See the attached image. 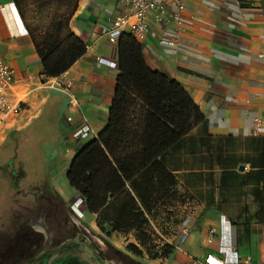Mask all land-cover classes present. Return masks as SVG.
I'll return each instance as SVG.
<instances>
[{
    "label": "crops",
    "instance_id": "0c3cea01",
    "mask_svg": "<svg viewBox=\"0 0 264 264\" xmlns=\"http://www.w3.org/2000/svg\"><path fill=\"white\" fill-rule=\"evenodd\" d=\"M0 8V51L16 70L10 99L22 105L20 114L0 120V147L12 132H44L53 146L46 159L67 176L75 155L110 120L120 64L107 30L122 0H79L71 31L88 50L56 77L44 75L15 0H0ZM183 18L180 28L168 15L151 20L141 44L150 67L177 79L206 117L162 156L194 206L170 243L174 252L146 263L206 264L212 253L224 264H264V0H187ZM59 80L73 84L53 87ZM87 122L91 132L74 138ZM50 183L36 195L37 210L55 195L70 200L55 177ZM82 208L88 212L85 202ZM89 214L96 225L98 215Z\"/></svg>",
    "mask_w": 264,
    "mask_h": 264
},
{
    "label": "trees",
    "instance_id": "16d2710c",
    "mask_svg": "<svg viewBox=\"0 0 264 264\" xmlns=\"http://www.w3.org/2000/svg\"><path fill=\"white\" fill-rule=\"evenodd\" d=\"M78 3L50 35H38L27 26L46 77L62 75L87 53L83 39L70 28ZM118 47L120 74L110 120L99 137L75 155L67 180L85 198L88 212L98 215L99 227L108 223L111 231L139 230L138 239L147 246V214L178 186L162 156L206 117L177 79L150 67L144 47L131 34L122 33ZM28 228L14 238L13 246L0 252L2 263L23 251L18 244ZM131 247L140 250L135 244ZM174 249L169 244L153 258L168 256Z\"/></svg>",
    "mask_w": 264,
    "mask_h": 264
},
{
    "label": "rangeland",
    "instance_id": "374dc122",
    "mask_svg": "<svg viewBox=\"0 0 264 264\" xmlns=\"http://www.w3.org/2000/svg\"><path fill=\"white\" fill-rule=\"evenodd\" d=\"M18 2L29 29L38 35H50L79 0ZM71 22L72 19L70 28ZM52 148L46 142L44 132L35 131L12 132L8 142L0 147V252L13 246L12 241L21 236L20 232L32 227L34 220L30 223L26 221L37 210L36 195L51 188L52 176L71 193L69 201L55 195L54 199L59 206L58 216L70 217L77 223L80 231L88 235L96 248H104V251L116 255L114 264H122V260L125 264H147V261L154 259V254L164 252L166 246L176 238L185 218L191 214L193 200L186 191L177 186L152 214H147L149 222L144 227L148 235L147 246L141 245L138 239L141 234L139 230L111 231L108 223L101 228L98 224H93V217L89 212L84 217H77L70 210L76 196L72 195L74 190L67 183L65 169L53 158L49 161L46 159ZM40 208L36 211V219L40 217ZM21 240L22 237H19L18 243ZM22 242L18 245H23ZM133 244L140 247L138 252L131 247Z\"/></svg>",
    "mask_w": 264,
    "mask_h": 264
},
{
    "label": "built area",
    "instance_id": "2783aa9c",
    "mask_svg": "<svg viewBox=\"0 0 264 264\" xmlns=\"http://www.w3.org/2000/svg\"><path fill=\"white\" fill-rule=\"evenodd\" d=\"M187 0H122V12L119 13L112 26L107 30L111 41L118 42L122 33L131 34L138 42L145 41L150 36L151 20H162L168 15L169 21H175L179 28L184 23L183 13L186 9ZM173 10L168 14L167 9ZM1 13V8H0ZM16 70L5 61L0 51V120L17 116L22 111L20 103L15 104L10 99L12 88L15 84ZM30 76V79H33ZM73 83L70 80L56 81L53 87H69ZM72 106L79 105L74 93H70ZM92 130V125L87 122L74 131V138H80ZM86 203L82 196L76 197L71 204L70 210L77 217H84L85 211L82 204ZM172 242V241H171ZM170 242V243H171ZM206 264H224V262L214 254L208 255Z\"/></svg>",
    "mask_w": 264,
    "mask_h": 264
},
{
    "label": "flooded vegetation",
    "instance_id": "af4514ba",
    "mask_svg": "<svg viewBox=\"0 0 264 264\" xmlns=\"http://www.w3.org/2000/svg\"><path fill=\"white\" fill-rule=\"evenodd\" d=\"M58 210L56 201L48 199L43 203L40 217L22 242L23 251L2 264H114L116 255L96 248L77 223L70 217L58 216ZM121 263L125 264L123 260Z\"/></svg>",
    "mask_w": 264,
    "mask_h": 264
}]
</instances>
